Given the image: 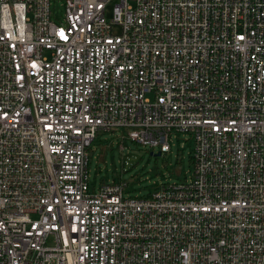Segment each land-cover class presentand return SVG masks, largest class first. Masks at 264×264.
<instances>
[{"label": "built area", "instance_id": "1", "mask_svg": "<svg viewBox=\"0 0 264 264\" xmlns=\"http://www.w3.org/2000/svg\"><path fill=\"white\" fill-rule=\"evenodd\" d=\"M119 128L191 175L91 189ZM0 264H264V0H0Z\"/></svg>", "mask_w": 264, "mask_h": 264}, {"label": "rangeland", "instance_id": "2", "mask_svg": "<svg viewBox=\"0 0 264 264\" xmlns=\"http://www.w3.org/2000/svg\"><path fill=\"white\" fill-rule=\"evenodd\" d=\"M54 4H58L54 1ZM112 4L106 16H112ZM118 31V27L113 28ZM170 150L161 154L158 146L142 144L129 136L124 128L99 131L90 146V184L97 189L114 179L127 182L125 195H148L156 184L180 182L191 175L194 141L190 133L173 131Z\"/></svg>", "mask_w": 264, "mask_h": 264}, {"label": "water", "instance_id": "3", "mask_svg": "<svg viewBox=\"0 0 264 264\" xmlns=\"http://www.w3.org/2000/svg\"><path fill=\"white\" fill-rule=\"evenodd\" d=\"M161 153H162L161 151H158L157 153H154L153 151L151 152V154H156V155L161 154Z\"/></svg>", "mask_w": 264, "mask_h": 264}, {"label": "trees", "instance_id": "4", "mask_svg": "<svg viewBox=\"0 0 264 264\" xmlns=\"http://www.w3.org/2000/svg\"><path fill=\"white\" fill-rule=\"evenodd\" d=\"M191 158H192V156H191ZM114 181H122V179H114Z\"/></svg>", "mask_w": 264, "mask_h": 264}]
</instances>
